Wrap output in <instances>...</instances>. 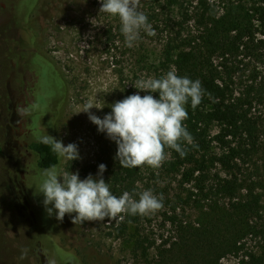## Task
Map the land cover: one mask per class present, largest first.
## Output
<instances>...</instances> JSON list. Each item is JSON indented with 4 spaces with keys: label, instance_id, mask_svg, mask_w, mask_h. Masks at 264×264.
Masks as SVG:
<instances>
[{
    "label": "rangeland",
    "instance_id": "374dc122",
    "mask_svg": "<svg viewBox=\"0 0 264 264\" xmlns=\"http://www.w3.org/2000/svg\"><path fill=\"white\" fill-rule=\"evenodd\" d=\"M200 1L215 6L218 16L227 13L221 0H141L139 11L147 15L155 35L141 31V39L127 47L119 18L99 12L100 0H0V264H49L46 251L48 255L58 253L54 243L67 253L53 258L55 264H65L66 260L74 264H158L161 258L165 259L162 264L183 262L181 255L168 252L177 242V233L167 217L176 195L184 197L186 190L196 193V189L192 183L183 182V168H178L168 153L160 168H138L134 192L135 199L149 189L158 197L162 194L163 207L140 215L138 223L128 224L123 231V218L74 225L75 214H66L62 221L53 214L47 225L49 215L39 193L42 170H37L38 179H31L32 190L26 186V175L34 162L28 144L47 134L65 146L75 143L80 159L71 162L60 157L57 171L78 172L80 179L89 174L98 178V166L104 164L103 179L114 195H122L124 189L109 176L114 169L113 141L98 131L87 113L78 112L91 101L103 108L90 111L103 118L114 102L136 93L149 94L134 85L165 74L159 62L163 43L177 32L191 37L203 32L197 23ZM26 14L39 56H14L19 60L16 62L13 52L21 50L16 44L28 38L18 26L26 23ZM213 65L220 84L228 87L232 98L246 101L243 110L253 128V148L244 134L245 151L237 158L233 174L246 188L242 196L249 189L260 196L259 218L248 216L241 223L235 237L239 251L219 261L240 264L248 252H258L261 243L259 235L244 234L242 229L247 232L249 225L259 231L264 224V51L252 47L247 52L215 58ZM32 70L38 73L37 78L29 72ZM21 107L28 108L29 114L19 116ZM209 130L206 158L222 153V145L215 140L218 127ZM240 144L232 140L230 147L237 150ZM205 172L201 175L206 179V189L226 177L216 164ZM30 195L40 216L29 210ZM175 215L178 221L193 223L199 213L191 207L182 213L177 207Z\"/></svg>",
    "mask_w": 264,
    "mask_h": 264
},
{
    "label": "trees",
    "instance_id": "16d2710c",
    "mask_svg": "<svg viewBox=\"0 0 264 264\" xmlns=\"http://www.w3.org/2000/svg\"><path fill=\"white\" fill-rule=\"evenodd\" d=\"M221 1H224L222 5L227 11L225 15L218 16L214 12L215 6L206 5L200 1L201 13L197 23L203 28V32L197 37L182 36L177 32L175 36L163 43L160 50L159 62L161 68L166 71L165 73L172 70L179 76L199 80L204 89L202 102L197 108L193 109L190 102L186 105L188 118L184 124L192 137L190 143H184L186 155L181 157L175 150L165 149L173 163L178 168H183L181 176L183 182L192 183L193 188L196 189V193L186 190L187 195L184 197L176 195L175 201L170 204L171 216L167 217L171 224L175 225L177 233V242L171 244L168 252L181 255L183 262L175 261L179 264H220L222 257L239 251L235 237L240 233L241 223L245 222L248 216H256V218L259 216L260 196L252 189L242 196L241 192L246 188L233 174L237 158L245 151V148H242L245 147L246 142L244 134L247 135L252 148L254 145L250 141L254 137L252 136V124L243 110L246 101L233 99L228 87L220 84L221 78L213 61L215 58H224L239 51L247 52L252 47L264 51V0ZM16 14L13 15V19ZM27 18L26 14V23L18 25L23 34L28 35V38L19 45L16 44L21 49L19 52H13V59L16 62L19 60L14 56L37 54L33 44L32 28ZM257 34L259 38H256ZM29 72L35 76L38 75L33 70ZM162 75L158 73L155 78ZM152 95L158 98V93ZM212 126L218 127L219 132L215 140L222 145V153L206 158L210 149L209 129ZM232 140H238L239 143L241 141L243 145H238L235 150L230 147ZM28 149L33 153L34 158L32 159L37 158V169L29 168L31 174L28 172L26 175V186L32 190L34 180L31 179H38L37 170L53 165L57 167L60 157L53 153L49 146L38 140L30 142ZM116 152L117 145L113 141L114 169L109 173L110 179L114 184L122 187L124 192L127 191L135 197L139 170L138 168L120 167L118 160L115 159ZM214 164L221 167L226 177L218 178L212 188L206 189V179L202 178V175L206 173L209 165ZM28 206L30 212H34L36 216L41 215L32 195L28 199ZM177 207L182 213L186 211V208L191 207L198 211L199 216L193 223L178 221L175 215ZM51 217H48L46 224H51ZM139 217L140 215L124 214L120 222L121 230L124 231L130 223H138ZM241 232L252 236L259 235L261 243L258 245V252H248L240 264H264V224L260 226L259 231L255 230V226L248 225L247 232L243 229ZM54 245L59 247L58 253L48 255L46 251V258L49 261H53V258L59 259L64 253L67 254L58 244L54 243ZM161 259L162 262L165 261ZM66 261L65 264H74L69 260ZM167 261L170 262L169 259ZM162 262L159 260L158 264Z\"/></svg>",
    "mask_w": 264,
    "mask_h": 264
},
{
    "label": "clouds",
    "instance_id": "9594fccd",
    "mask_svg": "<svg viewBox=\"0 0 264 264\" xmlns=\"http://www.w3.org/2000/svg\"><path fill=\"white\" fill-rule=\"evenodd\" d=\"M100 2L99 12L119 18L120 31L127 47H133L141 39V31L148 36L155 35L147 15L139 11L141 0ZM134 87L149 94L141 96L136 93L114 102L111 112L103 118L90 111L94 107L103 108L91 101L78 113H87L98 131L106 133L116 143L115 159L122 168L148 166L158 169L166 159V148L184 157V143L192 140L184 124L188 118L186 105L190 102L195 109L201 104L204 96L201 82L170 70L159 78L141 79ZM153 93H158V98ZM17 114L28 115L29 109L18 108ZM38 141L49 146L59 157L71 162L80 159L75 143L65 146L48 134L39 137ZM105 171L106 165L100 164L98 178L89 174L87 178L80 179L78 172L60 174L54 165L43 169L39 193L44 197L43 205L48 215L55 214V218L62 221L66 214H75L72 216L75 225L86 221H104L105 218L122 219L124 214L144 216L163 207L162 194L158 197L150 189L140 192L138 199L127 191L119 197L114 195L103 179ZM49 264L55 262L50 261Z\"/></svg>",
    "mask_w": 264,
    "mask_h": 264
},
{
    "label": "flooded vegetation",
    "instance_id": "af4514ba",
    "mask_svg": "<svg viewBox=\"0 0 264 264\" xmlns=\"http://www.w3.org/2000/svg\"><path fill=\"white\" fill-rule=\"evenodd\" d=\"M31 154L33 155V153L31 152ZM35 158H36V156H35ZM37 159V158H36ZM36 159L35 160H33L34 162V164L32 163V165L31 166H29V168H33V169H37V165H36Z\"/></svg>",
    "mask_w": 264,
    "mask_h": 264
}]
</instances>
